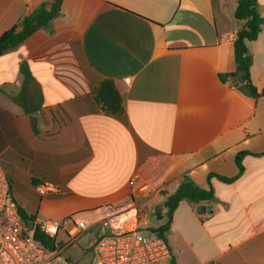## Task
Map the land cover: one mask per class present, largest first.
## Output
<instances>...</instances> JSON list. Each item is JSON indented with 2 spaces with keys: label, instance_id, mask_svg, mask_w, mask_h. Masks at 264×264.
<instances>
[{
  "label": "crops",
  "instance_id": "0c3cea01",
  "mask_svg": "<svg viewBox=\"0 0 264 264\" xmlns=\"http://www.w3.org/2000/svg\"><path fill=\"white\" fill-rule=\"evenodd\" d=\"M52 4L0 0V37ZM258 5L264 19V0ZM237 6L63 0L52 31L40 29L1 55L0 164L18 208L61 223L64 245L74 222L89 231L101 225L102 237L110 233L108 210L134 204L147 213L151 202L163 203L160 227L167 220L162 193L190 182L212 190L213 199L180 202L164 234L171 257L162 264H264V23L247 44L260 93L254 98L228 76L245 23L234 16ZM24 62L43 96L33 114L11 99L22 88ZM103 80L120 93L122 118L96 103ZM45 182L61 193L40 196L36 187Z\"/></svg>",
  "mask_w": 264,
  "mask_h": 264
},
{
  "label": "built area",
  "instance_id": "2783aa9c",
  "mask_svg": "<svg viewBox=\"0 0 264 264\" xmlns=\"http://www.w3.org/2000/svg\"><path fill=\"white\" fill-rule=\"evenodd\" d=\"M38 194H60L61 187L45 182L36 187ZM41 231L49 237H58L62 228L57 221H37ZM76 231L68 242L48 252L39 246L30 230L21 222L19 208L11 195L10 183L0 164V264H67L63 249L73 244L87 230L83 221L74 222ZM103 225L110 233L100 237L93 252L95 264H161L170 259L167 242L148 228V215L137 205L123 209H109Z\"/></svg>",
  "mask_w": 264,
  "mask_h": 264
},
{
  "label": "trees",
  "instance_id": "16d2710c",
  "mask_svg": "<svg viewBox=\"0 0 264 264\" xmlns=\"http://www.w3.org/2000/svg\"><path fill=\"white\" fill-rule=\"evenodd\" d=\"M63 0H53L51 8L48 10L44 6L35 10L31 14L24 17L20 26H14L12 29L5 32L0 37V56L7 50L18 47L23 44L28 38L40 29L52 31L51 23L54 19L61 16V7ZM258 0H238V6L234 16L236 19L245 21L243 27L238 31L234 41L233 50L236 62V71L228 76L233 79L234 84L246 94L256 98L260 95L257 88L252 84L250 78V67L252 65V57L249 54L247 44L255 40L264 23V19L260 16L258 10ZM20 72L23 76V84L20 92L11 96V99L20 105L26 112L33 114L41 107L43 102L42 92L35 87V78L32 68L28 62L22 63ZM264 95V89L261 92ZM94 99L97 104L102 107V110L117 118H122L125 115L122 97L112 80H103L100 85L94 90ZM246 152L240 153L236 157V163L239 168L238 176L243 172L242 159ZM237 178V176L235 177ZM235 178L220 177L221 180L231 182ZM167 209V221L156 229H149L150 232L157 233L165 239L164 234L170 228V222L174 211L180 202L186 200L191 203H200L213 199V191L202 189L190 182H184L171 195L163 192ZM21 222L24 227L29 228L30 223L34 224L33 237L35 242L43 247L48 252L57 249L58 241L55 238L46 235L37 224V219L34 216L27 215L23 210L19 209ZM157 220L162 217L156 214ZM171 264H175L172 260Z\"/></svg>",
  "mask_w": 264,
  "mask_h": 264
},
{
  "label": "rangeland",
  "instance_id": "374dc122",
  "mask_svg": "<svg viewBox=\"0 0 264 264\" xmlns=\"http://www.w3.org/2000/svg\"><path fill=\"white\" fill-rule=\"evenodd\" d=\"M163 207V203L161 202H151L147 206H145L148 213V228L156 229L158 228L160 221L154 220L152 211L155 210V215H161L160 208ZM167 221V220H166ZM105 232V228L101 225L99 227H95L94 230L90 229L83 231V236L80 241L78 239L71 245H68L65 249H63L62 255L64 256L67 264H95L93 246L95 242H97L98 238ZM90 238L92 245L87 244V239ZM64 240H67L66 238ZM162 264V263H161Z\"/></svg>",
  "mask_w": 264,
  "mask_h": 264
},
{
  "label": "water",
  "instance_id": "95a60500",
  "mask_svg": "<svg viewBox=\"0 0 264 264\" xmlns=\"http://www.w3.org/2000/svg\"><path fill=\"white\" fill-rule=\"evenodd\" d=\"M153 218H154V220H156L157 219V216L154 214V212H153ZM29 229L30 230H33L34 229V224L33 223H30V226H29ZM61 245V243H58V245L57 246H60Z\"/></svg>",
  "mask_w": 264,
  "mask_h": 264
}]
</instances>
